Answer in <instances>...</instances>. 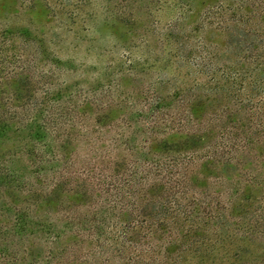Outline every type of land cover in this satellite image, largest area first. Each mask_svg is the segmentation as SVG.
Wrapping results in <instances>:
<instances>
[{"label":"trees","instance_id":"obj_1","mask_svg":"<svg viewBox=\"0 0 264 264\" xmlns=\"http://www.w3.org/2000/svg\"><path fill=\"white\" fill-rule=\"evenodd\" d=\"M91 3L0 0V264H264V0H121L97 79Z\"/></svg>","mask_w":264,"mask_h":264},{"label":"rangeland","instance_id":"obj_2","mask_svg":"<svg viewBox=\"0 0 264 264\" xmlns=\"http://www.w3.org/2000/svg\"><path fill=\"white\" fill-rule=\"evenodd\" d=\"M121 0H114L112 2V6H109L105 2V0H92L91 5L85 7L79 12L80 22L79 24L84 25L89 29L90 35L84 36L83 40L77 38L78 40L73 39V36H69L65 38L64 44H62L60 51L61 55L64 57H69L68 55H72L79 59L80 63H86L87 68L84 71V76L86 77H95L97 79L98 76L104 74V67L101 62H96L101 49L105 47L104 45H114L117 50V42L119 43V39L117 40V35L114 30H118V26L115 25L114 19L118 17L119 14H116L118 8L120 7ZM120 11V10H119ZM94 13L95 17L93 22L87 20L88 13ZM124 17V15H122ZM161 17L160 15H156ZM89 21L90 25L85 21ZM115 25V26H114ZM90 26H92L90 28ZM114 26V27H113ZM83 31V30H82ZM102 37L100 40H93V36ZM79 44V47L76 48L75 45Z\"/></svg>","mask_w":264,"mask_h":264}]
</instances>
